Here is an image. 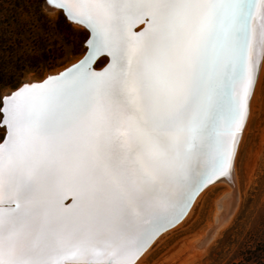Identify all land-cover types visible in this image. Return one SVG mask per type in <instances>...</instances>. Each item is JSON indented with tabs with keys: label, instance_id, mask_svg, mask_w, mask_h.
Returning <instances> with one entry per match:
<instances>
[{
	"label": "snow or ice",
	"instance_id": "6c2138e0",
	"mask_svg": "<svg viewBox=\"0 0 264 264\" xmlns=\"http://www.w3.org/2000/svg\"><path fill=\"white\" fill-rule=\"evenodd\" d=\"M38 3L84 51L0 98V264H141L232 176L264 0Z\"/></svg>",
	"mask_w": 264,
	"mask_h": 264
},
{
	"label": "rangeland",
	"instance_id": "374dc122",
	"mask_svg": "<svg viewBox=\"0 0 264 264\" xmlns=\"http://www.w3.org/2000/svg\"><path fill=\"white\" fill-rule=\"evenodd\" d=\"M82 31L58 12H46L38 0H0V98L79 60ZM103 63L101 58L94 67ZM261 64L239 135L234 163L239 202L232 218L198 254L215 227L218 200L229 191L223 183L209 185L188 219L162 233L141 264H243L242 253L264 243V60Z\"/></svg>",
	"mask_w": 264,
	"mask_h": 264
},
{
	"label": "bare ground",
	"instance_id": "6f19581e",
	"mask_svg": "<svg viewBox=\"0 0 264 264\" xmlns=\"http://www.w3.org/2000/svg\"><path fill=\"white\" fill-rule=\"evenodd\" d=\"M51 13H57V12L56 11H52ZM75 26L77 28H79L78 25H75ZM77 61H75V62L67 65L65 68H67L70 65L76 63ZM261 63H262V61H261ZM261 63H260V67H259V70H258V75H259L260 70H261V66H262ZM65 68H62V70H64ZM62 70H59L57 72H54L53 74H57V73H59ZM258 75H257V81H258ZM255 86H256V84H255ZM216 183H223L228 188L229 191L226 194H224L220 198V200H218V205H217L218 212H217V214L215 216V227H213L212 233L208 234V236L204 239V241L201 242L200 249H197V251H196L198 254H201L204 251V247L206 246V244L208 242H210V240L213 239V237H215L217 235V233H219L220 229H222L223 227H225L228 224V222L232 218V216H233V214H234V212H235V210L237 209V206H238V202H239L238 179H237V175L235 173V167L233 168V173H232V176L230 178H228V179H222L221 181H218ZM205 191H206V188L204 190H202L201 192H199L196 195V197L193 200V203H192L191 208L187 212V215L181 220L182 223L179 224V225H177V227H180L186 221V219H188V217L191 215V213H192L195 205L197 204L198 200L202 197V195L204 194ZM174 226L176 227V225H174ZM162 236H164V235H162ZM162 236H160L156 240V242ZM194 242L195 241H191V243H194ZM188 247H190V246H188ZM192 248H190L189 250L190 251L196 250V249H192Z\"/></svg>",
	"mask_w": 264,
	"mask_h": 264
},
{
	"label": "trees",
	"instance_id": "16d2710c",
	"mask_svg": "<svg viewBox=\"0 0 264 264\" xmlns=\"http://www.w3.org/2000/svg\"><path fill=\"white\" fill-rule=\"evenodd\" d=\"M10 86H13V84H10ZM241 260L243 264H264V243L246 251L244 254L242 253Z\"/></svg>",
	"mask_w": 264,
	"mask_h": 264
},
{
	"label": "water",
	"instance_id": "95a60500",
	"mask_svg": "<svg viewBox=\"0 0 264 264\" xmlns=\"http://www.w3.org/2000/svg\"><path fill=\"white\" fill-rule=\"evenodd\" d=\"M70 23H71V22H70ZM72 65H73V64H72ZM72 65H70L69 67L65 68L64 70L70 68ZM64 70H62V71H64ZM62 71H60V72H62ZM195 197H196V196H195ZM195 197H194V198H195ZM172 227H173V226H172ZM172 227H169L167 230L171 229ZM167 230H166V231H167ZM166 231H165V232H166ZM163 233H164V232H163Z\"/></svg>",
	"mask_w": 264,
	"mask_h": 264
}]
</instances>
